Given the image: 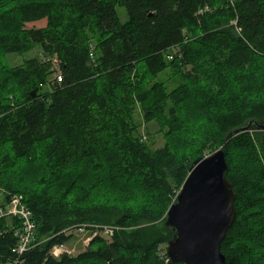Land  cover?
I'll list each match as a JSON object with an SVG mask.
<instances>
[{"label":"trees","instance_id":"obj_1","mask_svg":"<svg viewBox=\"0 0 264 264\" xmlns=\"http://www.w3.org/2000/svg\"><path fill=\"white\" fill-rule=\"evenodd\" d=\"M36 46L46 62L4 61ZM173 48L179 51L171 54ZM53 58L59 68L51 79ZM201 59V70L214 71L210 77L242 80L248 94L240 108L224 103L211 116L209 129L218 128L211 150H225L236 193V218L221 251L227 264H264V83L244 80L257 71L264 78V0H0V206L23 195L36 223L18 264H182L167 263L160 248L173 238L165 216L213 139L193 140L192 151L174 144L154 150L141 141L134 112L141 104L149 121L171 101V120L180 125L168 133L204 126L215 92L186 78L168 93L156 81L167 67ZM253 61L261 66L246 72ZM82 223L120 229L111 239L94 237L77 256L52 257L54 246L73 238L64 231ZM142 223L149 225L136 228ZM18 226L17 218H0V264L17 258Z\"/></svg>","mask_w":264,"mask_h":264},{"label":"water","instance_id":"obj_2","mask_svg":"<svg viewBox=\"0 0 264 264\" xmlns=\"http://www.w3.org/2000/svg\"><path fill=\"white\" fill-rule=\"evenodd\" d=\"M251 126L252 122L235 129L230 138ZM227 173L223 148L192 163L165 217L166 226L173 232L166 249L172 263L227 264L221 245L236 218V193Z\"/></svg>","mask_w":264,"mask_h":264},{"label":"rangeland","instance_id":"obj_3","mask_svg":"<svg viewBox=\"0 0 264 264\" xmlns=\"http://www.w3.org/2000/svg\"><path fill=\"white\" fill-rule=\"evenodd\" d=\"M119 12H120V15L122 17V20L125 21L126 15H125L124 10L120 9ZM36 25L39 27H42V26H45V22L44 21L38 22ZM28 27H32V25L28 24ZM176 51H179V50L177 48H173L170 50L171 54L176 53ZM198 56L200 58H205L204 57V56H206L205 51L199 49ZM33 58H38V59H40V61H45L44 58L48 59L47 55L43 52L41 47L36 46L35 49H33L27 53H24L23 55H19V54H15V53L8 54L5 57L4 61L6 63H8L10 66L16 67V66L22 65L26 60L33 59ZM203 60L201 59V60H198L196 62H192V64L191 63L186 64V65H184V67L182 69H178L174 66L173 67L172 66L167 67L156 78V81L162 82L163 84H165V86L167 87L168 93L173 91L178 86H180L184 81L187 80L186 78H189V80L194 81L193 83H195V84L203 85L202 87H204V90L209 91L210 93L215 92L216 95H214L213 100L211 102H209V109H210V106L212 104L213 110L210 111V113H208V115H206L207 121L205 122L204 126L197 125L198 126L197 130L191 129L192 133H194L193 135L190 132H185L186 131L185 129H187V127H182V126L177 127L175 129V131L173 132V134H171V132L168 133V130H170L172 128V126L175 128L176 127L175 125H177L179 123V122H172V120H171L172 118L170 116L171 114H169L168 108L172 107L173 102L170 101L168 107L163 112H161V116L159 114L158 118H153L149 121L146 120L145 115L143 114L144 110L142 108V105L141 104L136 105L134 117H135V122L138 124V128H139L138 135L142 138L141 141L150 142V145L154 150H159V149H162V148H165V147H168V146L174 144V145H176L177 148H180V151H192L191 148H192V141L193 140L205 141V139H208L209 135H210L209 137L212 139L216 138L217 129H218V128L216 129V127H217L216 123H215V125H216L215 127L213 125L211 127V129H209L210 126L214 123L212 117H213L214 113L216 114V109L220 108L224 103H230V105H234V107L236 109H238L241 107V106H239L241 104V101L243 102V100L246 96H247L246 98H248V94L242 93V90H241L242 85H243L242 80H239V81L237 80V83H236V80H232V79L228 78L230 80V82L234 81V82H231V85L225 84V83L223 84V83L216 81L215 76L213 78L209 76V75L213 74L214 71L210 70L209 68H207V69L205 68V70H201L200 66H202V64L200 61H203ZM193 63H195L197 66ZM259 65L261 66L260 61H253L250 64V66L246 67L245 70H246V72H249V70H251L252 67H254V66L257 67ZM58 68H59L58 62L56 61L55 58H53V60L51 61V71H53V75L51 76V79L55 76V72H56V70H58ZM225 71H226L225 68H223V69L221 68V70L218 73V78L220 77V75H223L225 73ZM248 77H249V75L244 76V80L246 82L248 81V83L250 82L253 87L254 86L257 87V86L262 85L264 83V81H263L264 78H263V76H261V73L259 71H257V73L255 75H253V77H251V78L250 77L248 78ZM247 78H248V80H247ZM223 80H226V78L220 79L221 82ZM218 84H220L221 87H219ZM225 85H226V87H224ZM229 89H233V90H229ZM236 92H241V95H239V93L237 94L238 98L235 96ZM246 124H248V123H245L244 125L246 126ZM178 125H180V124H178ZM244 125H243V127H244ZM243 132H246V131H243ZM250 132L254 137H256V132H260V130L255 129V126H253L252 130H250ZM231 133L232 132H229V135H228L229 139H230ZM239 134H237V135H239ZM237 135H235V136H237ZM216 142L217 141L215 139L211 140L210 147L205 148V150L203 151L204 156H208V155L214 153L215 151H217L218 149L223 148L220 146L217 148V150L212 151L211 149L215 148ZM181 153H179V154H181ZM0 190H1V188H0ZM126 196L128 197V195H126ZM3 199H4L3 194L0 193V201H3ZM112 218H113V220L116 219L113 216H112ZM77 225H87L89 227L92 224L82 223V224H75V225L70 226V227H76ZM148 225H149V223H142L140 225H137L136 228H143V227H146ZM94 226H99L100 228L112 227L114 229V234H115L116 230L120 229L119 226L110 225V224H108V225H94ZM70 227H68V228H70ZM113 235H108V236H106V238L111 239L112 238L111 236H113ZM72 237L73 238L66 244V249L68 250L67 254L70 256H77L80 253L84 252L86 249L85 242H87V240H86L87 235H78L77 233H75L74 235H72ZM167 244L168 243L161 245L160 248H164L166 250Z\"/></svg>","mask_w":264,"mask_h":264},{"label":"built area","instance_id":"obj_4","mask_svg":"<svg viewBox=\"0 0 264 264\" xmlns=\"http://www.w3.org/2000/svg\"><path fill=\"white\" fill-rule=\"evenodd\" d=\"M169 58L172 59L173 57L169 56ZM60 79L61 76L59 75L58 80ZM2 217H13L17 218L19 221V226L15 228V235L17 236L18 243L13 249V253L17 255L14 264H18L22 255L29 249L32 242L34 241L36 232L35 220L32 216L31 210L24 202L23 195H11L8 203L6 205L0 206V218ZM64 233L67 235H74L75 233L78 235H87V242H85L87 247L94 237H106L108 235H113L114 229L112 227L100 228L99 226L94 225L89 227L87 225H77L76 227H70L66 229ZM65 253H68L66 244L56 245L50 251V255L54 258H60ZM166 262H171L168 256Z\"/></svg>","mask_w":264,"mask_h":264},{"label":"crops","instance_id":"obj_5","mask_svg":"<svg viewBox=\"0 0 264 264\" xmlns=\"http://www.w3.org/2000/svg\"><path fill=\"white\" fill-rule=\"evenodd\" d=\"M3 198H4V196H3ZM3 203H5V200L4 199H3V201H0V205L3 204Z\"/></svg>","mask_w":264,"mask_h":264}]
</instances>
